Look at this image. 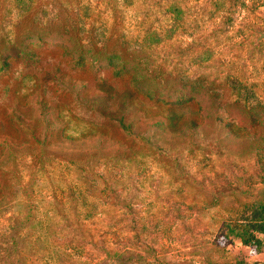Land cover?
<instances>
[{
    "label": "rangeland",
    "instance_id": "1",
    "mask_svg": "<svg viewBox=\"0 0 264 264\" xmlns=\"http://www.w3.org/2000/svg\"><path fill=\"white\" fill-rule=\"evenodd\" d=\"M29 1L31 17L21 25L24 4L0 0V45H9L16 29L23 44L37 32L43 35L41 41L32 40L36 58L15 52L0 61V191L9 196L6 210H11L5 217L0 211V224L24 211L20 193L27 187L34 191L31 203L41 211L37 217L50 216V238L57 246L25 247L26 262L115 264L103 250L107 245L130 247L136 253L133 264H264V232L257 234L261 244L247 246L230 231L249 217L250 202L263 187L264 0H132L123 29L128 44L117 48L141 50L136 57L113 60L115 41L103 48L107 52L94 44L103 35L97 30L108 0H89L96 26L75 24L73 37L59 20L50 22L58 4L76 16L75 0ZM171 2L184 12L181 29L170 40L142 48L138 40L144 30L169 25L164 13ZM77 34L83 35L80 46ZM129 71L158 81L165 71H174L182 84H199L201 97L209 90L233 98L241 92L247 108L228 105L233 133L225 140L197 135L170 148L159 141L168 152L165 162L148 152L138 160L146 165H119L112 182L117 190L109 191L103 175L112 166L97 161L100 153L91 150L121 136L100 108L120 111ZM148 84L143 80L141 86ZM146 107L165 112V107L136 100L127 116H138ZM224 108L216 115L227 117ZM195 111L189 105L177 110ZM218 125L216 133L224 137L227 131ZM38 141L44 142L42 162L34 160L41 155ZM72 154L83 160L71 161ZM121 199L132 204L131 210L120 209ZM73 204L80 205L78 210Z\"/></svg>",
    "mask_w": 264,
    "mask_h": 264
},
{
    "label": "trees",
    "instance_id": "2",
    "mask_svg": "<svg viewBox=\"0 0 264 264\" xmlns=\"http://www.w3.org/2000/svg\"><path fill=\"white\" fill-rule=\"evenodd\" d=\"M77 1H81V3ZM77 1L75 0V5L79 6L80 10L77 9V14L73 12L76 16L68 15L67 11L62 10L60 4H58L60 10H58L52 22H50L56 24L57 20H59V22L62 23V30L66 31L68 35L77 31L75 24H81V26H83L89 22L88 24L96 26L94 22L97 20L94 19L92 14V12L95 11V7L92 6L89 0H87V2H85L86 0ZM21 3L24 4V8L19 12L17 24L22 25L25 19L31 17L32 11L28 8L30 3L29 0H18V4ZM133 4L132 0L107 1V5L103 11L105 15L101 16L103 25L97 30L101 31L103 35L101 36V41H95L94 44L101 49H105V46L108 45L110 41H115L114 43H116L117 46L114 51L110 53L109 59L115 58L116 56H123L124 59L136 57V54L141 50L138 46L133 51H129L126 47L125 50L121 51L117 48L118 46L124 47L128 44L127 41H125L127 39V34L123 32L125 27L124 19L128 16V8ZM165 8L164 18L166 15L169 17V25L160 30L151 28L144 30V33L140 35L138 40L141 41L142 48L143 45L151 47L166 40H170L179 32V29H181L180 23L184 15L183 10L174 2L169 3ZM80 11L82 13L81 17ZM63 14L65 15L64 17ZM73 18H76L77 22L73 20ZM15 27H18V25ZM15 31L16 34L13 35L14 37L9 41L10 43L8 42L9 45H0V61L5 62L8 55L12 56L18 52L25 54L27 57L36 58L37 55L32 49V40L41 41L43 35L37 32L36 38L30 39L31 41L29 40V42L24 43L26 44L24 45L22 35L18 33L17 29ZM71 37L73 36L71 35ZM82 37L83 35L80 36L77 34V43L79 46L84 42ZM98 43H100L101 46H99ZM6 50L8 51L5 52ZM112 54L114 56H112ZM79 57L77 58L82 59V56ZM127 76L125 89L122 92V103L120 102L117 104V108H119L120 111H105L106 109L102 110L100 108L103 112L102 116L109 120L110 125L121 130V136L115 142L113 141L114 143L107 142L91 150L92 152L97 151L100 153L97 156V161L108 162L107 165L112 166L108 169L112 171H107V174L103 175L106 177L105 184L109 191L117 190L112 182L116 179L115 177L117 175L114 173H118L117 168L119 165L125 166L133 163H136L138 166H142L144 163L146 165L147 162L145 159L141 161L138 160L142 157H148V152L155 153V155L158 156L155 158L156 160L165 162V157L168 152L164 150L165 148L160 142H163L170 148L182 142L186 143L187 140H191L197 135L207 137L213 134L216 136L215 139L219 140L218 138H220V140H225L227 136H232L233 133L228 105L237 104L242 108H247L246 98L241 92L233 98L230 93L217 94L209 90V93L201 97L202 95L200 96V92L203 88H201L199 84H195L193 81L191 86L188 85L189 87L182 84V78L179 73H174V71H169V73L165 71L164 78L160 79V81H158L159 78L156 76L144 75L145 78H141L130 71L127 73ZM143 80H148L150 84L154 82V84H148L144 89L141 86ZM136 100L151 103L154 106L158 105L165 107V112L161 110L157 112H148L146 107L141 111L140 115L129 119L127 116V109L129 104L133 105ZM187 105L194 107L196 109L195 113L185 115L184 113L177 112L178 108L184 109ZM220 107L224 108L227 117L223 118L216 115ZM218 124H221L227 131L224 137L216 133V127L219 126ZM38 143L41 155H39L38 158L34 157V160L39 159V161L42 162L41 156L45 155L43 151L44 142L38 141ZM6 144L10 149H14L11 143L7 142ZM55 151L59 152V149L52 152ZM76 156L77 155L73 156L72 154L70 160L75 162L83 160V158H75ZM166 166L167 168H172V165L169 163H167ZM116 169L117 171H115ZM119 176L121 177V175ZM260 180V184H262L263 187L261 190L259 189L258 196L253 197V201L250 202L249 217L241 222L235 223L230 229L234 236L241 239L242 243L247 246H257L261 244V240L257 234L264 232V177H261ZM3 192L4 189L0 191V211L5 212L3 213L5 217L11 210H6V208L10 206V201L6 192L1 194ZM33 193L34 191L32 192L31 190L29 192L27 187L24 191H21L20 196L23 201L19 204L23 205L24 211L22 213H11V217L6 220L8 223L6 225L0 224V264H28L26 262L27 255H25L27 248L25 247L29 245L33 246L34 249L46 247L45 244H49L51 248L53 245L57 246V243H54L50 238L49 224L52 220L50 221L48 213L45 212V216L37 217V213L39 214L40 212L41 214V211H39L40 209L38 206L31 203L33 200ZM125 200L126 199H121L122 204L120 209L128 208L131 210L132 204L127 203ZM71 207L76 211L80 205L73 204ZM80 224L82 225V223ZM29 230H32V232H29ZM26 236L30 238L29 243L26 242ZM41 243H43V245H41ZM91 243L95 245L94 241H91ZM113 248L114 247L107 245L103 246L104 252L110 259L114 260L115 264H133L137 261L135 257L136 253L131 251L129 249L130 247H127L125 250ZM50 252L51 250L49 249V252L43 254H50ZM240 264L249 263L240 260Z\"/></svg>",
    "mask_w": 264,
    "mask_h": 264
}]
</instances>
